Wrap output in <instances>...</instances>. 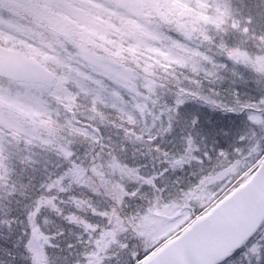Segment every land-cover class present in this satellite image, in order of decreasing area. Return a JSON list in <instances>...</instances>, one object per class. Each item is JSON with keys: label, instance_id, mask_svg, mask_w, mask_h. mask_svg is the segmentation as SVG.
Segmentation results:
<instances>
[{"label": "rangeland", "instance_id": "rangeland-1", "mask_svg": "<svg viewBox=\"0 0 264 264\" xmlns=\"http://www.w3.org/2000/svg\"><path fill=\"white\" fill-rule=\"evenodd\" d=\"M43 2L44 0H0V43L13 48H20L27 53L29 51L27 46L29 45L41 48L39 38L34 35L35 33H43L44 37L49 40L54 39L52 33L38 26L37 19L28 20L24 18V15L37 17L38 10L35 5ZM66 2L74 3L78 7L91 10L102 20L114 24L116 28L122 27V19L138 24L143 29V32L133 29L131 25H129L124 33L107 28L106 25L100 26L101 34L106 35L107 40L114 41L115 45L128 48L139 43L136 56L132 57L129 53L124 52L123 56L126 59L122 63L109 64L107 67L98 68L82 59L77 54L78 50L72 44L65 42L63 49L58 48L57 53L66 63L88 77V79H84L83 76L77 78L81 87H77L71 81L67 85L69 93L76 97L75 107L77 110L73 112V108L69 113L63 104L60 103L62 105V111L60 116L55 118L53 122L54 126H61L62 130L53 139L48 135L47 130L40 127L38 123L33 125L32 120L36 119L38 122L39 117L23 115L22 111L9 109L6 104L0 107V113H3V117L0 118V179L5 180L8 178L9 171H11L10 168L13 166V152L19 149H25V147L19 145H26L28 152H31L30 147L34 148L33 144H38L41 148L51 149L55 152L58 151L62 162L65 164L63 167L65 171L60 170L55 163H39L43 161H38V163L33 164L29 162L24 163L25 170L30 171L34 177H39L48 187L46 203L44 205L51 206L53 197H58L60 211L68 213L75 227H85L86 224L90 225V227L85 229L88 232V239H98L97 241L110 239V237L104 236V233L108 230L115 231L116 217L111 216L113 208H115L117 216L122 219L124 226L127 229H131V231H116L113 239H143L145 244L143 249L156 245L163 241L165 237H169L168 230H171L172 235L186 225L190 211L194 208V204L199 203L200 198L204 199V196H210L220 190L224 184H229L236 174L246 170L258 160L257 157L262 155V151L264 150V115L260 113V108L264 112V105L256 102L260 99L255 94L249 97L237 93V88L231 91L229 97H231L232 104L224 110L226 113L230 110H238L234 105H238L240 108L250 107L256 111V113L251 114L239 112L237 127L245 132V137L242 142L244 143L242 146V151L244 152L236 157L231 169L219 173L220 176H217L213 182L212 179L211 181H205L204 185H200V187L193 185L191 187V193L188 196L171 197L169 195L170 189H175L177 185L182 186L186 184L187 180L184 177H180L172 181L168 171L174 168L172 165L169 168L168 163L173 160L176 161L177 163L173 164H179L180 172L184 173V169L187 167L186 162L195 158V163H198V155L195 151L196 146L192 147V155L187 159H183L182 163H178L180 162L179 159L174 157L171 152L167 150L163 151V149L157 146L155 155L160 158L159 162H163L159 165L160 168L164 167L161 169L162 171H158L157 166L153 164L149 165L143 171H139L135 166L129 168L128 165L135 161L126 163L127 168L121 163H119V167H115V164H112L109 159L104 160L103 163L102 160L97 161L100 165L102 163L103 172L105 173H102L100 175L101 177L94 179V175L98 172L96 163L94 162V168L92 169L80 164L81 156L69 147L71 140L76 139L82 143L77 146L79 149H85V144L91 149L94 148V143L100 139L96 137L95 131L90 125L92 124L93 127L101 129L104 123L108 126L115 124L118 130L121 127V123H128L132 127L133 123H136L139 125L136 128L138 130L137 137L139 141L145 137L153 136L155 138L161 134L162 137H168L169 134L179 130L177 125H173V123H179V120L174 115L176 108L164 110V103L158 101L159 97L150 92L154 88L153 85L157 86V84L151 83V80L148 78H142L141 75H135L132 72L133 65L139 63L141 66V61L146 65V68L153 66L160 69V65L163 63L164 68L168 69L169 65L168 70L171 71L170 80L179 82V78L183 76L182 80L187 81V83H193L191 85L198 86V91H200L203 80L213 81L216 80V76H221L223 82L231 83L234 78L241 81V77L245 75L248 77V83L250 85H257L262 74L257 70L258 67L256 65L249 64L245 59H239L238 57L235 60L230 58L233 61L231 62L224 58L222 54H216L213 49H221L224 47L223 38L234 32L229 27L231 23L232 27L236 25L234 28H241V35L249 37V33H251L248 39H252L253 41L264 39L252 38L251 30H248L247 33L244 32L245 26H242L243 22L237 20V17L240 15V11H236V6L240 5L239 0L232 2H227L226 0H199L201 4L212 5L207 10L201 9L198 6L197 0H181V3L195 10L194 12L185 13L183 17L178 18L180 23L188 25L187 28H180L175 21L169 23L163 20L154 10H146L150 11V14L136 15V9L132 7L134 0H90V3H81V0H66ZM93 4L99 5L100 7L92 8ZM220 4H226L228 7V15L223 17L224 23L217 27L216 23L211 22V20H200L199 23L194 25L196 31H192L193 25L191 21L195 18L196 12L204 11L205 15L216 19L219 16L216 7ZM55 10L68 14L63 7ZM220 11H224V8L221 7ZM112 13H115V15H112ZM72 18L75 19V16L73 15ZM130 33H134V35ZM241 35L238 36V40H244ZM60 39L63 40V37H60ZM96 42L103 44L105 48H109L113 52L117 50L115 45L105 43L98 38H96ZM247 42H251V40ZM44 50L47 51V49ZM95 51L100 56L106 55L102 49L98 48ZM238 51L240 50L238 49ZM254 59L260 66L264 65V57L257 55ZM239 61L242 62L243 68L237 67V62ZM49 67L54 68L55 65L49 64ZM57 71L66 73L67 69H57ZM185 71H187V74L182 75ZM149 73H152V71H149ZM126 80H128V83L125 82ZM12 87L13 85L10 83H0V89L3 90L6 98L9 89L12 90ZM124 87H128L132 92L126 93ZM138 89L139 93H137ZM26 91L27 89L17 90L12 94H20L22 98ZM33 94L39 95L35 90H33ZM42 98L49 106V116L52 120L55 113L50 110L52 107L50 96L45 93ZM51 98L54 97L51 96ZM218 99L216 97L214 101L218 103ZM159 103L163 108H158ZM58 104L59 102L56 103V105ZM20 107L26 109L23 98L21 99ZM187 107L184 106L182 108L185 109ZM93 108H95V111H93ZM88 109L90 111L86 113ZM71 113L73 114L70 115ZM11 115L13 119L8 118ZM69 121H71V124H69ZM92 122H95V124ZM165 123H168L169 126H165ZM73 129H78L79 131H73ZM105 129L110 130L109 127H105ZM168 130L170 131L168 132ZM80 132L86 133V135H80ZM163 141H167V139ZM188 144L189 146H193L194 142L190 141ZM162 145L165 146V143ZM146 147L149 148V146ZM147 151L150 156L153 155L151 154V150ZM65 152H71L72 155L65 157ZM156 156H152L147 161L154 160ZM135 160L137 161L138 158H135ZM164 169H166V172H164ZM129 170L133 174L130 175ZM122 175L127 177L126 183H122V180H116ZM91 178L96 183L92 184ZM148 179H152L159 189H167L164 192L163 198H161V194L156 188L145 183ZM56 181H59V183L57 184ZM218 183H220L219 188H217ZM91 184L96 186H92L95 191L92 202L86 208L76 206L75 203L71 202L76 209L68 211L64 206L65 200L70 201L67 191L72 188H90ZM122 189L127 193H136L134 197L131 196V201H133L131 203L132 207H134L135 203L137 206H140L143 202V208L141 209L143 214L136 215V217L147 214L149 207L153 208L152 215L155 223L151 225L149 230H145L151 231L152 236L147 234L141 236L139 230L133 229L129 224L131 218H124L122 201L117 202L115 192L117 190L120 195H123ZM79 192L82 191L79 190ZM192 198H198V200L193 201ZM47 201H51V203L49 204ZM7 203L8 199L0 196V210L10 215L11 212L5 209L9 208ZM21 208H24V206L20 205L19 209L14 211V216L21 220V225L26 227L28 224L27 216L29 215V210L25 209L22 212ZM37 208L32 212V214H36L32 215L30 234L28 236L24 235L21 238L31 240V246L28 249L25 248V251L32 253L34 257L29 253L30 263L28 264H45L43 256L46 250L42 244V240L52 239L45 232V226L50 224L48 217L40 209L39 212H36ZM80 211H84L85 214L80 215ZM157 211L160 215L155 214ZM105 212L112 218L111 225L109 224L108 218L100 214ZM24 214L25 217L22 218ZM91 217H93V220H90ZM38 218L40 219V224L34 221ZM182 221L184 223L180 226ZM8 226H10L9 223L0 221L1 228ZM66 227L67 225L63 220H60L55 229V233L58 231L66 233ZM75 227H70L69 232L71 233V229ZM33 229H35V232ZM78 231L81 230L78 229ZM153 236L158 237V239L154 240L152 238ZM84 237L85 235L83 233L78 235V239H84ZM37 240L39 241L37 242ZM117 251L119 250L115 252Z\"/></svg>", "mask_w": 264, "mask_h": 264}, {"label": "snow or ice", "instance_id": "snow-or-ice-1", "mask_svg": "<svg viewBox=\"0 0 264 264\" xmlns=\"http://www.w3.org/2000/svg\"><path fill=\"white\" fill-rule=\"evenodd\" d=\"M81 3H90V0H81ZM198 6L201 9L207 10L212 7V5H205L199 3ZM37 8V24L39 27L45 28L47 31L52 33L54 39L49 40L44 37L43 33H35L34 35L39 38V43L41 48H36L32 46H27L29 51L27 53L14 52L13 49H8L9 53H12L10 62H8L9 75L13 80L21 81L23 86L27 91L23 94V101L26 105V109L21 108V95H13L11 89H9L7 98L2 89H0V107L5 104L9 109H17L22 111L23 115L30 117H39V121L36 119L32 120L33 125L39 124L47 130L48 135L55 139L62 128L59 125L54 126V122L49 116V106L47 102L42 98L45 93L54 97L57 102L62 103L68 112L76 106V97L72 96L67 88L68 83L74 82L77 87H81L77 78L82 77L88 79L87 76L80 73L78 69H73L72 66L57 53V49H63L65 47V42L73 45L74 48L78 50L77 54L84 60L88 61L89 64L95 67H107L109 64L122 63L126 58L123 56L124 52L129 53L132 57L136 56L139 43L135 46H130L124 48L119 45H115L114 41L107 40L106 35L101 34L100 26L106 25L107 28L115 29L117 32L124 33L128 29L129 25L133 29L143 32L138 24L131 21L121 20V28H116L114 24L109 21L102 20L98 15L94 14L91 10L85 9L84 7H77L74 3L66 2V0H44L43 3H38L35 5ZM63 7L68 14L65 12H57L55 9ZM99 5L93 4L92 8H99ZM136 9V15L150 14V11L154 10L163 20L171 23L175 21L180 28H187L188 25L180 23L179 17H183L185 13L194 12L187 5L181 3V0H134L132 5ZM223 7L224 11H220ZM219 16L216 19H212L208 15L204 14V11L196 12L195 18L191 21L193 25L192 31H196L194 27L195 24L199 23L200 20L210 21L216 23L217 27L224 23L223 17L228 15V7L226 4H220L216 7ZM75 16V19L72 16ZM115 15V13H112ZM236 27V25H233ZM244 32L247 33L248 29L245 28ZM134 35V33H130ZM190 35V33H189ZM63 37V40L60 39ZM96 38L104 41L108 44H113L116 46L117 50L115 52L111 51L109 48H105L103 44H98ZM155 38V37H154ZM102 49L106 54L105 56H100L97 54L95 49ZM44 49H47L45 51ZM4 49H0V66L6 63V58L4 57ZM56 53V54H50ZM231 55V54H230ZM49 64L55 65L54 68H50ZM150 67V66H149ZM67 69V72L57 71V69ZM258 71L264 73V65H261ZM147 72L148 69L146 68ZM33 90L39 93V95L33 94ZM83 90V89H82ZM67 101V103H65ZM264 103V100L261 101ZM95 111V108H93ZM3 117V113H0V118ZM71 124V121H69ZM73 131H79L78 129H73ZM80 135H86V133L80 132ZM264 154V153H262ZM65 157H70L71 152H65ZM219 156H223V149L218 153ZM205 159L197 158L198 163L202 165L201 177L196 184V187L204 185L205 181H211L213 178L211 176V168L204 169L203 165L207 162L211 164L212 156L209 153H204ZM260 157H257L259 159ZM115 167H119V164H115ZM264 166V162H262ZM129 174H133L129 170ZM253 180L256 178L253 177ZM58 184L59 181H56ZM145 183L149 186L156 188L163 198L164 192L167 189H159L152 179H148ZM252 183L249 180L247 183L243 181L230 192L225 193L221 198H219L215 204L211 207L201 205L204 209L200 213H193L194 218L187 223L186 227L182 228L183 235L177 234L174 238H168L167 243L159 249V252H153L152 256H149L148 250H145L143 254L139 252H132L129 255L128 264H187L184 257L190 251L195 252L199 245H201L207 238L216 235L221 229L224 228L226 224L238 213L244 205L252 198V193L249 191H241V189H247L248 185ZM260 184L264 186V175L260 177ZM219 186V185H217ZM123 197L117 196V202H121L122 199L128 198L129 195L135 196L136 193H127L125 190H121ZM203 191V189H201ZM191 193V188L187 190H181L178 192V196H188ZM215 199L214 196L210 195L208 197L209 203ZM51 203V201H47ZM190 203V201H189ZM261 212L264 214V196L260 199ZM39 212V208L36 209ZM153 208L149 207L147 214L132 217L129 220V224L133 229L139 230V234L152 236L151 225L155 223L153 219ZM33 213L32 215H35ZM101 215L108 218L109 224L112 223L111 216L116 217L115 231L109 230L104 233V236L115 237L116 231L128 230L122 219L117 216L115 208H113L111 216L107 212L100 213ZM156 215H160L157 211ZM138 221V222H137ZM184 221L181 222L182 226ZM90 225L86 224L87 229ZM260 223L249 222L246 228V234H243L242 240H233L227 243L220 254L216 257H209L207 259L201 260L198 264H217V261L221 264H230L234 261L236 255L240 253L245 246L246 242L251 240L255 235L256 231L260 230ZM95 231V229H93ZM35 232V229H33ZM168 235H171V230H168ZM154 240L158 237H152ZM179 242V243H177ZM98 250L91 254V258L85 257L86 264H103L105 257L100 256V253L106 252L108 250V243H104L102 246L100 241H97ZM122 248H127V245H122ZM253 253H257V264H261V260H264V256L259 254V246L253 244L251 247ZM110 259L111 257H107Z\"/></svg>", "mask_w": 264, "mask_h": 264}, {"label": "trees", "instance_id": "trees-1", "mask_svg": "<svg viewBox=\"0 0 264 264\" xmlns=\"http://www.w3.org/2000/svg\"><path fill=\"white\" fill-rule=\"evenodd\" d=\"M251 3L254 10L261 7V2H257V0H251ZM254 18L256 21V24L254 25L255 28H258L260 25H264L263 18L256 15H254ZM259 34L264 35V33L261 31L259 32ZM228 40L229 38L227 37L226 42H228ZM224 53L230 54V51L225 50ZM252 54V51H249L248 57L250 58ZM149 70L152 71V74H147L145 70L141 71L140 74H144L148 78L156 76L157 73L154 72V69L152 67H150ZM241 79V81L237 80V91L240 94L252 97V94L257 93L260 94V100L256 102H261V98H263L264 100V80L262 78H260L257 85H250L248 83V78ZM163 85H166L171 96L177 98L179 101H175L178 106L176 107L177 111L174 113L175 117L180 120L179 123H174L175 126H178L179 130L174 131L176 137H174V141L172 142L171 146L174 144L179 146L180 144H178L177 142L180 141V139L184 141V143H186L189 139H196L199 144V148L202 151V159L206 160V158L204 157V153H209L212 156L211 164L209 165L206 162L203 165L204 169L210 167L211 174L230 169L233 166L235 156L239 153L237 152V150H241V145L240 143H238L237 139L238 136H236L234 134V131L231 130L235 129V126L230 124L231 121L235 119V117L233 118L232 115L235 114L236 116H238L239 112L249 113L256 111L250 107H243L236 111L230 110L226 113L224 110L229 106L227 104H221L220 107L223 108L221 112H215L213 111L212 104L209 101L193 100L195 99V97H193L195 91L194 89H192V87L183 86L179 83L171 84L167 81H165ZM218 85L220 86L219 90L226 91V82H222ZM224 96L225 94H222V97ZM184 105H187L188 107L185 109H181L180 107ZM209 108L212 109V112L208 110ZM260 111V113L264 115L262 108H260ZM76 146L74 148L83 153L85 156V153ZM221 149H223L224 152L223 156L218 155ZM181 153L188 155L192 154L190 151H188V146L182 147ZM50 159L55 162L56 165L63 164V162L57 158L51 157ZM24 163H26V161L21 158L15 159L13 162V168L11 169V171H9V177H11L9 180V186L12 191L6 185L8 179L4 181L8 190L14 192L15 194V198H12V201L14 202L12 206L13 208L16 207V209L11 211L9 210L11 212L10 215L0 210V221H5L10 225L5 228L0 227V264L27 263L26 258L23 255V251L24 248H26V245H29V240L21 238L24 235L28 236L31 232V219H33L32 212L36 207H38L41 212L48 217L50 223L49 225L45 226V232L46 234H49L51 236L52 240L45 239L42 243L44 246L50 249L49 256L46 252L45 263L86 264L85 257L87 256L88 258H91V254L94 251L98 250V245H85L87 240L90 241L94 239H87L88 232L85 231L86 228L81 226L75 227V224L72 223V219L71 217H69L68 213L60 211L58 197H53L51 206L44 205L46 203L48 187L45 182L42 181L39 177H34L30 173V171H26ZM49 167L51 166L49 165ZM59 168L60 170L65 171L63 168ZM201 171L202 165L200 163L198 165H195V163L188 161L185 176L188 180H191L192 177L200 179ZM97 177L101 176L99 174H95L94 179H96ZM94 179L91 178L92 184L96 183ZM232 183L233 181L229 183L226 188L224 187L217 193L213 194L212 196H214L215 199H213L211 203H214L219 198H221L227 192L228 188L232 186ZM92 184L90 188H72L67 191L70 201L65 200L64 206L68 211L76 209V207H74L71 202L75 203L76 206H80L82 208H86L87 205L92 202V197L95 195L93 187H96ZM79 190H81L82 192H79ZM115 192L117 196L123 197V195H120L117 190H115ZM22 199L24 200L21 202ZM131 200V196L129 195L128 198L122 199V205L124 203H128L129 201L132 203L133 201ZM20 205L24 206V208H21L22 212L25 209L29 210V215L27 216L28 224L26 227L21 225V220L14 216V211L19 209ZM142 208L143 202L140 206H137L135 203L133 209L125 210L123 216L127 217V214H130L131 217H136V215L143 214V212H141ZM79 213H81L80 215L85 214L84 211H80ZM24 217L25 214L22 218ZM60 220H63V222L67 225L66 233L62 231H58V234L55 233V229ZM34 221L35 223L40 224L39 218ZM70 227H75L71 229V233L69 232ZM78 229H80V232L85 235L84 239L76 238ZM127 231H131V229H128ZM99 241L101 246L104 243H108L109 245L106 252L100 253V256L105 257V259L103 260V264H128L129 255L132 252H139L140 254L144 253L142 252L144 245L141 242V239H113V237H110V239H106L105 241ZM253 244L259 246V254L261 256H264V239H256L252 244L248 245L240 253H238L234 261H231L230 264H257V253H253L251 251V247ZM122 245H127L128 247L125 249L121 247ZM116 250L119 251L115 252ZM9 251H14L13 256L8 255ZM107 257L111 258L108 259ZM261 264H264V260H261Z\"/></svg>", "mask_w": 264, "mask_h": 264}, {"label": "water", "instance_id": "water-1", "mask_svg": "<svg viewBox=\"0 0 264 264\" xmlns=\"http://www.w3.org/2000/svg\"><path fill=\"white\" fill-rule=\"evenodd\" d=\"M0 49L5 50L3 55L6 58V63L0 66V75L10 77L8 62H10L13 54L9 53L5 48L0 47ZM261 175H264V166L262 164L253 176L256 179H251L252 183L248 185L247 189H241V191H249L252 193V198L216 235L207 238L198 246L195 252L190 251L186 254L184 259L187 264H198L201 260L218 256L227 243L233 240L239 241L243 239V234H246V228L250 221L260 224L264 221V214H262L260 207V199L264 196V186L260 184ZM219 263L217 261V264ZM147 264H150V262H147Z\"/></svg>", "mask_w": 264, "mask_h": 264}]
</instances>
